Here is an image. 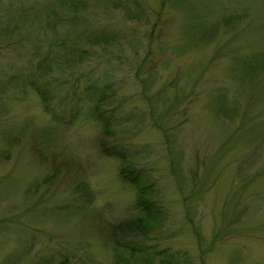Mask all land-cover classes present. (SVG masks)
<instances>
[{"label": "rangeland", "instance_id": "obj_1", "mask_svg": "<svg viewBox=\"0 0 264 264\" xmlns=\"http://www.w3.org/2000/svg\"><path fill=\"white\" fill-rule=\"evenodd\" d=\"M68 1L0 0V264H116L132 240L166 264H264V0ZM101 96L124 161L101 151ZM124 165L163 210L142 238L110 237L137 212Z\"/></svg>", "mask_w": 264, "mask_h": 264}, {"label": "trees", "instance_id": "obj_2", "mask_svg": "<svg viewBox=\"0 0 264 264\" xmlns=\"http://www.w3.org/2000/svg\"><path fill=\"white\" fill-rule=\"evenodd\" d=\"M68 2H69V8L72 11L76 10L78 8L77 3H80L79 0H71ZM81 5L84 6V4H81ZM83 8L84 7H82V9ZM56 20L57 22L59 21L58 16ZM12 29L6 30V32L10 34L9 36H11V32L13 31ZM11 39L12 38L7 39V42H10ZM110 39H112L111 35L101 34V35L94 36L92 38V41L93 42H99V41L107 42ZM24 52L27 53V51H23L21 54L28 57V60L26 59V63L31 66L32 70L34 69L38 70L40 74H47L49 72V70L47 71V67L49 65L48 60H46L43 64V61L49 52L46 53L45 57H42L43 55H41V59L39 60L42 61V65H39V66L37 64L32 65V60L37 61L39 55L35 53H31V54L27 53L26 55L24 54ZM77 59H80V56L71 58L73 62L76 61ZM4 79H5L4 82L7 83L8 81H10L11 78L10 76L6 77L4 75ZM43 84H46V83L43 82L42 86L40 88H37V90L41 95L44 96V99L47 100V96L43 90H45L46 92H48V90L46 86ZM102 97L103 96L100 97L99 101L97 100L95 102V106L93 108L94 112L100 118L103 119V121L99 120L101 122V126H102L101 130H102V135L104 138V139L100 138L98 141L101 147V151L102 153L106 155H112L114 157H117L121 161H124L128 157L125 155V152L121 147H118L116 145L108 146L107 141L105 143V140H107V137L110 134L109 133L110 127L108 124V119H106V116L104 115L99 105L100 100H102ZM118 176L122 180L127 181L135 189L134 206L137 212L135 213L133 217L127 218L126 220L113 224V226L110 228L111 229L110 237L114 239L115 233L117 232V233L122 234L123 236L130 237V239H133V237L134 239L142 238L146 236L147 232L153 231L156 227L161 226V224L163 223V219H164V215L162 212L163 210L161 206L154 199V195L156 191L152 184L153 181L147 178L146 171H144L141 168L133 167L131 165H124L122 167H119ZM43 180L45 181V179ZM114 244L115 246H118L114 248V251H113L114 262L116 264H137L134 261H137L139 259H142V261L145 264H149L150 261L153 262V257L148 256L147 255L148 253H151L153 256L158 255L159 256L158 260L160 264H166V262L168 261L166 252H163L160 250L158 252H154L153 254L152 252H149L147 250L149 246L145 244L137 245L135 244L134 240H132L131 242L124 241L122 243L115 241ZM119 247H120V250H119ZM123 251H125V253L128 254L130 258L125 256ZM56 264H71V263L67 259H64V260L57 262Z\"/></svg>", "mask_w": 264, "mask_h": 264}]
</instances>
